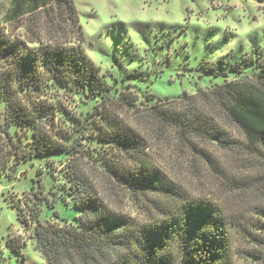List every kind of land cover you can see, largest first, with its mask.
Here are the masks:
<instances>
[{
  "label": "trees",
  "instance_id": "trees-1",
  "mask_svg": "<svg viewBox=\"0 0 264 264\" xmlns=\"http://www.w3.org/2000/svg\"><path fill=\"white\" fill-rule=\"evenodd\" d=\"M49 1L29 17L27 41L4 34L0 22V132L24 146L0 147V178L13 174L12 160H42L53 168L55 159L69 157L68 195L80 212L75 223L62 226L43 224L35 213L37 248L46 264H236L237 254L264 264V59L239 57L229 65L234 80L194 95L183 91L178 99L149 95L141 108L132 91L114 96L106 87L83 48L75 1ZM44 27L46 39L39 35ZM200 64L204 73L221 75L216 64ZM249 68L258 70L255 77L247 76ZM132 76L136 72L126 77ZM51 87L99 100L84 121H75L76 138L56 127L61 109L48 99ZM123 112L186 146L201 163L189 172L206 192L188 189L163 171L150 155L146 131ZM83 142L96 143L95 157L78 151ZM95 167L134 200L141 217L118 210L112 193L98 189L90 177ZM208 182L216 191L204 188Z\"/></svg>",
  "mask_w": 264,
  "mask_h": 264
},
{
  "label": "rangeland",
  "instance_id": "rangeland-1",
  "mask_svg": "<svg viewBox=\"0 0 264 264\" xmlns=\"http://www.w3.org/2000/svg\"><path fill=\"white\" fill-rule=\"evenodd\" d=\"M74 1L85 33L83 48L100 68L106 87L114 96L127 89L132 91L138 96V107L147 102L149 95L162 100L178 99L183 91L194 95L197 89L208 90L234 80L235 76L229 75V65L239 57L264 59V0ZM49 3V0H0L2 32L27 41V29L32 26L29 17ZM45 30L44 27L38 32L42 39H46ZM203 59L207 66L213 63L221 67V75L204 73L205 66L200 64ZM134 72L137 78L126 77ZM257 73L254 68L246 71L251 78ZM53 89H47L49 101L68 113L65 115L58 109L56 127L76 138L75 121H84L99 100L83 92ZM3 114L4 103L0 98V125L4 124ZM123 115L132 125L146 131L150 155L163 171L188 189L206 192L198 178H192L189 172L201 163L194 162L186 146L154 126L142 123L141 119L140 122L132 112H123ZM13 129L18 133L25 130L19 125ZM12 143L24 147L0 132V147L14 151ZM94 144L87 147L83 142L78 151L95 157ZM55 160L53 168H48L42 160L20 165L12 160L13 174L0 178V264H46L37 248L36 212L41 223L59 226L75 223L80 215L68 195L69 157ZM95 168L99 172L94 174L92 169L94 175L91 173L90 177L98 189L112 193L111 201L118 210L131 217H141L142 211L134 200L121 188L102 179L101 169ZM206 184L205 189L214 188L213 184ZM235 260L236 264H252L250 258L244 259L240 254Z\"/></svg>",
  "mask_w": 264,
  "mask_h": 264
},
{
  "label": "crops",
  "instance_id": "crops-1",
  "mask_svg": "<svg viewBox=\"0 0 264 264\" xmlns=\"http://www.w3.org/2000/svg\"><path fill=\"white\" fill-rule=\"evenodd\" d=\"M1 22V21H0Z\"/></svg>",
  "mask_w": 264,
  "mask_h": 264
}]
</instances>
